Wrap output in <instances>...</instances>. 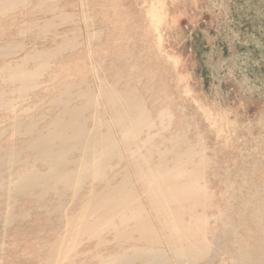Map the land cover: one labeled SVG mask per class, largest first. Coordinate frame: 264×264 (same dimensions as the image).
<instances>
[{
	"label": "rangeland",
	"instance_id": "obj_1",
	"mask_svg": "<svg viewBox=\"0 0 264 264\" xmlns=\"http://www.w3.org/2000/svg\"><path fill=\"white\" fill-rule=\"evenodd\" d=\"M23 3L24 7L0 15V53H6L0 54V94L17 92V64L27 53L63 49L40 74L37 89L23 97L4 96L11 107L0 110V148L19 149L25 138L14 128H25L31 120L46 117L37 129L45 131L60 111L50 101L65 85L81 84L97 93L100 82L106 81L118 90L134 89L148 117L157 120L167 113L162 124L166 128L162 131L156 121L149 133H142L141 141L160 134L153 144L168 150L171 137H184L181 146L193 144L202 150L201 184L208 192V209L194 212L208 219L207 242L220 250L204 264L228 262L240 248L264 259V0ZM45 21L52 24L42 32ZM35 68L34 63L27 65L28 70ZM84 104L75 97L74 105ZM95 113L86 115L91 118ZM94 124L90 121L89 127ZM21 158L34 161L31 154ZM152 159L157 161L156 156ZM35 168L45 170L42 165ZM3 171L0 264H98L102 255L117 251L111 244L114 236L106 230L96 232L91 228L93 215L81 211L90 187L76 202L73 194L58 198L47 193L40 200V191L14 197L8 189L22 167ZM181 205L187 211L188 204ZM103 220L106 226V216ZM112 223L121 225L116 217ZM126 224L119 230L133 228V222ZM57 247L61 253L53 252Z\"/></svg>",
	"mask_w": 264,
	"mask_h": 264
},
{
	"label": "bare ground",
	"instance_id": "obj_2",
	"mask_svg": "<svg viewBox=\"0 0 264 264\" xmlns=\"http://www.w3.org/2000/svg\"><path fill=\"white\" fill-rule=\"evenodd\" d=\"M19 6H25L23 0H0V15ZM51 24L45 21L40 29L45 32ZM62 49L27 53L17 64L19 71L14 82L17 92L0 94V110L11 107L9 100H3L5 95L23 97L37 89L40 74L53 58L62 54ZM30 63L35 64L34 70L27 69ZM75 97L85 104L74 105ZM50 105L60 111L45 131L37 129L46 117L31 120L25 128H14V132L25 138L19 149L0 148V177L4 168L10 173L13 167H22L13 176L15 184L8 189L10 195L26 196L40 191L41 200L47 193L58 198L73 194L76 202L81 192L90 187L88 197L80 203L81 211L86 214L89 210L93 215L91 228L98 233L109 232L114 236L111 244L118 248L115 253L102 255L97 259L98 264H204L216 256L220 250L207 242L208 219L194 212L197 208L208 209V192L201 184L202 150L193 144L181 146L184 137H171L168 150L153 144L160 134L140 140L142 133L156 127V121L162 131L166 128L162 125L166 112L157 120L148 117L144 101L134 89L118 90L106 81L100 82L97 93L90 87L83 89L81 84L65 85ZM90 111L96 112L91 118L86 115ZM90 121L95 122L92 128ZM24 154L33 155L34 161H23ZM124 163L126 166H122ZM36 165H42L45 170H36ZM97 185L104 186L99 190ZM138 196L148 206L155 224L145 216ZM184 201L188 204L187 211L182 209ZM185 216L189 221L183 219ZM115 217L121 222L118 226L133 222V228L125 233L120 231L112 223ZM52 250L61 253L63 249ZM222 264H264V259L240 248Z\"/></svg>",
	"mask_w": 264,
	"mask_h": 264
}]
</instances>
